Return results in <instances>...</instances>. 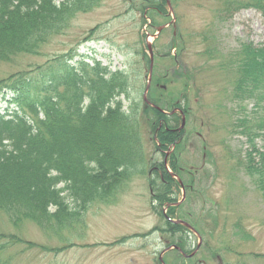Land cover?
Masks as SVG:
<instances>
[{
  "label": "rangeland",
  "instance_id": "rangeland-1",
  "mask_svg": "<svg viewBox=\"0 0 264 264\" xmlns=\"http://www.w3.org/2000/svg\"><path fill=\"white\" fill-rule=\"evenodd\" d=\"M224 1L168 0L164 16L149 18L132 9L140 0H97L92 9L76 13L36 54H18L10 61H0V81L21 77L42 81L49 78L47 71L57 70L55 60L68 59L73 64L84 55L87 61H100L111 71H136L132 96L142 109L149 73L143 53L149 58L146 43L152 42L149 89L159 80L158 86L164 90L160 94V87L150 91L162 99L167 94L170 99L180 98L185 89L183 80H189L184 101L188 116L182 127L179 159L184 169H199L200 173L189 203L175 211V216L182 214L191 227L194 221L199 222V231L194 226L195 232L189 230L190 248L195 252L188 257L196 254L194 262L198 264H264V196L250 177L230 170L235 162L228 159L229 149L236 155L252 149L245 136L232 131V123L241 114L257 111L264 115V110L257 109L253 98L244 103L232 100V76L217 66L219 59L242 44L264 45V16L254 8H241L226 16L220 11ZM182 44L180 54L176 50ZM208 46L215 56L205 51ZM122 99L128 110L130 101ZM0 105L1 109L5 106L3 102ZM141 122L144 173L132 177L114 204H92L84 214V224L44 231L30 220L13 225L0 210L2 234H15L36 244L7 246L0 251L2 264H162L159 255L170 246V238L160 231L151 232L162 227L163 220L151 208L147 177L151 163L163 160V155L155 149L148 124L143 118ZM254 146L264 148V131L254 139ZM166 167L171 172L168 164ZM183 193L182 189L176 192V205L184 203ZM234 227H243L249 237L236 236ZM123 237L127 238L118 243ZM188 257L172 247L162 256L164 264H192Z\"/></svg>",
  "mask_w": 264,
  "mask_h": 264
},
{
  "label": "trees",
  "instance_id": "trees-1",
  "mask_svg": "<svg viewBox=\"0 0 264 264\" xmlns=\"http://www.w3.org/2000/svg\"><path fill=\"white\" fill-rule=\"evenodd\" d=\"M96 1L0 0V61H10L18 54H36L49 37L68 26L76 13L92 9ZM241 8H254L264 16V0H225L220 11L230 16ZM132 9L153 18L167 13V3L140 0ZM183 48V44L177 45L176 51L181 54ZM205 51L215 56L211 47ZM86 58L83 55L73 64L68 59L55 60L57 70L47 71L49 78L42 81L24 77L0 81V102L5 104L3 109L0 105V210L13 225L30 220L44 231L84 224V214L92 204H114L132 177L144 173L143 118L155 149L163 155V160L151 163L147 177L151 208L163 220V226L151 232L166 234L169 245L178 248L176 252L191 254L189 229L172 220H183V215L176 217L175 211L189 203L200 170H186L180 162L184 130L177 129L181 114L163 112L179 109L188 116L184 103L188 78L183 80L185 89L180 98L172 99L168 94L162 99L151 92L157 91L154 87H160L158 93L164 90L158 86L159 80L153 81L147 99L154 107L144 103L141 109L132 96L136 71H111L100 61ZM143 58L149 64L146 53ZM217 66L232 76V100L244 103L253 98L257 109L264 110V45L242 44L219 59ZM122 96L130 101L128 110ZM254 113L239 115L231 125L233 132L246 137L252 149L244 155L229 149L228 159L235 162L230 170H240L250 177L264 196V148L254 146V139L264 131V115ZM171 147L173 151L166 156ZM165 156L172 173L164 163ZM181 188L186 199L176 205V192ZM198 223L192 225L199 231ZM234 229L236 236L249 237L243 227ZM0 240V251L16 243L36 246L15 234L0 232ZM195 255L188 257L192 264H198Z\"/></svg>",
  "mask_w": 264,
  "mask_h": 264
},
{
  "label": "water",
  "instance_id": "water-1",
  "mask_svg": "<svg viewBox=\"0 0 264 264\" xmlns=\"http://www.w3.org/2000/svg\"><path fill=\"white\" fill-rule=\"evenodd\" d=\"M162 28H163V26H162V27H159L157 34L162 30ZM155 37H157V36L155 35ZM147 48H148L149 57H150V64H149V70H148V71H149V73H148V82H147V84H146V87H145V93H144V96H143V100H144L146 103H148L147 98H146V92H147V90H148V88H149V86H150L151 74H152V70H153V52H152V46H151V43L147 42ZM183 125H184V118L182 119L181 127H183ZM178 181H180V180L178 179ZM179 222L182 223V224H184L185 226H187V227H188L189 229H191L192 231H194V229L191 228V227L189 226V224H187V223H185V222H182V221H179ZM165 251H166V250H164L162 253H164ZM194 252H195V251H194ZM159 259L162 260V256H161V255L159 256Z\"/></svg>",
  "mask_w": 264,
  "mask_h": 264
}]
</instances>
